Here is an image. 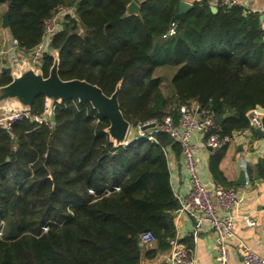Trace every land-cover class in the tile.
<instances>
[{
  "label": "trees",
  "instance_id": "trees-1",
  "mask_svg": "<svg viewBox=\"0 0 264 264\" xmlns=\"http://www.w3.org/2000/svg\"><path fill=\"white\" fill-rule=\"evenodd\" d=\"M131 1L139 13L127 15ZM180 0H0L17 46L34 48L54 10L67 12L48 39L63 80L84 79L111 94L120 81L124 118L175 124L179 107L198 102L223 118L219 133L247 126L264 108V30L258 15L238 6L197 1L178 14ZM173 27L174 33L168 35ZM53 57L39 67L48 76ZM161 68L174 69L167 92ZM2 74L0 86L10 81ZM35 116H43L39 122ZM38 96L28 117L0 128V264H139L169 251L179 202L170 184L166 134L115 147L109 123L88 102L56 104L51 117ZM264 123V116H263ZM224 148L210 171L217 181ZM149 231L155 247L140 244Z\"/></svg>",
  "mask_w": 264,
  "mask_h": 264
},
{
  "label": "built area",
  "instance_id": "built-area-1",
  "mask_svg": "<svg viewBox=\"0 0 264 264\" xmlns=\"http://www.w3.org/2000/svg\"><path fill=\"white\" fill-rule=\"evenodd\" d=\"M211 5L233 7L238 6L244 9L245 5L241 0H209ZM248 10V9H247ZM67 10L58 7L57 12L44 22V34L41 41L30 50L29 62L34 67L39 66L41 57L47 51L46 45L49 37L58 29L59 23ZM174 33V28L168 30V35ZM17 46V41H13ZM0 68V80L2 77ZM179 120L175 124L170 115L164 116L160 121L149 120L137 122L134 126L130 125L125 145L134 141L147 140L156 141V135L164 133L172 140L176 141L181 149L184 159V165L188 174L189 190L187 194L177 199L179 202L178 211L186 213L195 220L208 222L215 234L217 255L215 257L217 264H228L229 258V240L234 234L235 220L242 218L245 225L254 227L255 219L249 214H238L236 208L239 204L238 193L236 189L226 188L221 185H214L206 188L202 185L195 162V152L201 149H209L211 154L224 148L230 140V136L219 133V125L216 122L215 115L208 109L202 108L196 101L184 103L179 107ZM26 112L14 111L10 114L0 117V128L8 130L12 122L28 117ZM247 126L236 133L242 136H248L255 130L264 131L263 114L258 108L251 109L247 113ZM50 120L47 123L52 124ZM35 120L42 122L43 116H35ZM153 124V127L145 129L146 126ZM200 134V138L195 143L191 140L193 134ZM131 136V138H129ZM177 198V197H176ZM140 244L144 247H151L155 244V236L145 231L140 234ZM193 249L181 243L176 237L170 240V249L168 264H194L195 258ZM241 264H264V257L254 252L247 244H241L240 249Z\"/></svg>",
  "mask_w": 264,
  "mask_h": 264
},
{
  "label": "crops",
  "instance_id": "crops-1",
  "mask_svg": "<svg viewBox=\"0 0 264 264\" xmlns=\"http://www.w3.org/2000/svg\"><path fill=\"white\" fill-rule=\"evenodd\" d=\"M184 1L193 4L202 0ZM207 1L211 6V1ZM241 2L245 5L246 11L258 15L261 28L264 30V0H241ZM6 12L7 5L0 4V68L10 67L15 70L16 65L22 63L24 59H30L31 53L30 50L26 51L15 46L9 27L2 24V18ZM261 15L262 20H260ZM45 49L47 51L50 49L48 41ZM7 114H10L7 110L0 111V117ZM236 132L234 131L230 135L231 138L219 161L218 169L221 177L217 181L210 171L213 154L207 148L195 152L196 170L202 185L211 188L218 184L236 189L239 200L236 211L238 214H249L256 221L254 227H248L242 218L239 217L235 220V236L228 242V264H241L242 242L264 257V133H257L255 130L248 136H242ZM199 138L200 134L198 133L191 136V140L195 143ZM173 142L178 147L170 146L165 151L170 184L174 195L179 199L187 194L189 182L180 146L176 141L173 140ZM240 175H243V184L240 182ZM174 222L179 241L193 249L194 264H217L215 234L208 222H199L178 210L175 213ZM154 247L155 244L149 249ZM168 256L169 251H165L157 254L154 258L143 257L139 264H168Z\"/></svg>",
  "mask_w": 264,
  "mask_h": 264
},
{
  "label": "water",
  "instance_id": "water-1",
  "mask_svg": "<svg viewBox=\"0 0 264 264\" xmlns=\"http://www.w3.org/2000/svg\"><path fill=\"white\" fill-rule=\"evenodd\" d=\"M191 7L192 4L180 0L177 12L178 14L183 13ZM210 10L216 12L217 6L211 5ZM56 12L57 9L54 10V13ZM138 13L139 4L136 1H131L126 7V14ZM260 20H262V15ZM2 24L5 27L9 26L7 12L2 18ZM48 52L53 57V64L46 77L39 66L34 67L27 59L16 65L15 70L10 67H2V71L10 75L11 80L0 86V111L7 110L10 113L19 111L29 114L35 98L43 96L45 98V112L50 117L56 104L72 99H77L79 102L85 101L100 117L108 121L109 125L105 132L113 145L115 147L124 145L130 123L124 118L118 102L121 82L117 83L111 94L106 95L96 84L84 79L63 80L58 74V52L53 49H49ZM257 108L264 115V108L259 106ZM215 119L218 125L223 120L219 115L215 116ZM150 127H153V124L146 126L145 129ZM257 133H264V131L257 130ZM240 182L244 183L243 175H240Z\"/></svg>",
  "mask_w": 264,
  "mask_h": 264
},
{
  "label": "rangeland",
  "instance_id": "rangeland-1",
  "mask_svg": "<svg viewBox=\"0 0 264 264\" xmlns=\"http://www.w3.org/2000/svg\"><path fill=\"white\" fill-rule=\"evenodd\" d=\"M174 72V69L161 68L158 73L162 78V89L164 92H167L169 87V80ZM131 138V136L129 137Z\"/></svg>",
  "mask_w": 264,
  "mask_h": 264
}]
</instances>
